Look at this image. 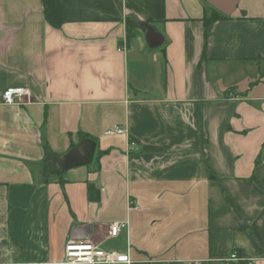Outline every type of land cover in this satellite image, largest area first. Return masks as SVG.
Instances as JSON below:
<instances>
[{
	"label": "crops",
	"instance_id": "0c3cea01",
	"mask_svg": "<svg viewBox=\"0 0 264 264\" xmlns=\"http://www.w3.org/2000/svg\"><path fill=\"white\" fill-rule=\"evenodd\" d=\"M237 7L207 26V0H0V264H64L71 240L264 264V0ZM13 87L30 98L4 105ZM84 139L91 165L46 174Z\"/></svg>",
	"mask_w": 264,
	"mask_h": 264
},
{
	"label": "built area",
	"instance_id": "2783aa9c",
	"mask_svg": "<svg viewBox=\"0 0 264 264\" xmlns=\"http://www.w3.org/2000/svg\"><path fill=\"white\" fill-rule=\"evenodd\" d=\"M31 96L30 90L23 87L8 88L2 95V103L8 106L23 104ZM126 129L115 126L106 131L107 136L126 135ZM132 146L135 143H131ZM128 228V223L115 222L109 226L108 236L116 238ZM230 261L239 258L233 254ZM129 252L120 253L102 249L90 240H71L65 246L64 264H131Z\"/></svg>",
	"mask_w": 264,
	"mask_h": 264
},
{
	"label": "water",
	"instance_id": "95a60500",
	"mask_svg": "<svg viewBox=\"0 0 264 264\" xmlns=\"http://www.w3.org/2000/svg\"><path fill=\"white\" fill-rule=\"evenodd\" d=\"M240 0H207L213 8L226 16L232 15ZM147 41L148 49L154 50L165 45L166 40L153 24L141 23ZM97 143L92 139H84L68 153L57 161L59 168L70 170L77 167H84L93 163Z\"/></svg>",
	"mask_w": 264,
	"mask_h": 264
},
{
	"label": "trees",
	"instance_id": "16d2710c",
	"mask_svg": "<svg viewBox=\"0 0 264 264\" xmlns=\"http://www.w3.org/2000/svg\"><path fill=\"white\" fill-rule=\"evenodd\" d=\"M229 16L223 15L222 13H220L218 10L213 9V13L209 18H205L204 22H206V25L208 26V24L210 22H213L214 20L217 19H224L227 18ZM137 24L131 20V19H127L126 20V44L127 46H130L133 39L135 38V30H136ZM54 154H50L49 157L50 158H54ZM46 161H48V158H46ZM52 162V161H51ZM48 163H46L47 165ZM55 168V169H54ZM58 172H61V169L58 167V165H51L49 164L48 166H46V174H59ZM211 178H215L214 173L211 171ZM49 179H47L46 181H48ZM239 264H248L246 261L245 262H240Z\"/></svg>",
	"mask_w": 264,
	"mask_h": 264
}]
</instances>
